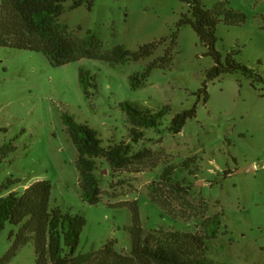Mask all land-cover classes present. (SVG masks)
Wrapping results in <instances>:
<instances>
[{"label": "rangeland", "instance_id": "374dc122", "mask_svg": "<svg viewBox=\"0 0 264 264\" xmlns=\"http://www.w3.org/2000/svg\"><path fill=\"white\" fill-rule=\"evenodd\" d=\"M76 1L64 4L59 26L78 52L100 55L124 48L136 53L147 44L167 42L139 62L83 58L62 67H53L43 53L0 46V185L20 179L12 191L21 195L35 182L50 181L51 209L87 219L80 254L108 245L132 256L138 208L144 239L153 245V237L165 234L191 241L195 236L201 256L212 264H264V0H202L209 10L223 4L247 16L240 26L218 25L217 49L225 64L232 55L252 76L236 71L214 80L208 79L216 64L209 49L191 25H179L184 15L192 17L188 4L95 0L92 9L88 4L72 9ZM93 37L101 47H87ZM167 51L171 65L161 63ZM154 61L158 69L132 90L130 77ZM82 70L95 76L89 99L80 83ZM206 82L207 102L201 93ZM126 102L149 113L168 106L170 113L158 129L136 128L121 108ZM194 107L196 117L182 133L171 134L167 129L174 117ZM65 114L102 142L82 162L84 174ZM120 144H133L134 154L125 167L115 168L107 153ZM87 181L100 190L97 205L82 198ZM214 220L220 225L213 237ZM14 228L3 232L0 260L12 245ZM36 259L32 240L10 264H36Z\"/></svg>", "mask_w": 264, "mask_h": 264}, {"label": "trees", "instance_id": "16d2710c", "mask_svg": "<svg viewBox=\"0 0 264 264\" xmlns=\"http://www.w3.org/2000/svg\"><path fill=\"white\" fill-rule=\"evenodd\" d=\"M67 1L3 0L0 7V46L43 53L53 67H62L83 58L100 59L111 64L122 63L123 65L132 61L139 62L150 58L159 45L167 42L162 39L147 44L136 53L124 48H117L112 53L103 54L100 51V55L88 53L85 50L78 52L76 44L65 35L59 26V19L65 12L64 4ZM181 1L188 4L192 17L187 18L184 15L179 25H191L209 49L208 55L215 60L216 64L210 70L208 79L214 80L225 73L236 71H243L246 75L252 76L253 71L232 59V55L228 57L227 64H225L223 55L217 49L218 25L225 22L230 26H240L246 23V14L225 5L226 9L223 4L209 10L202 0ZM94 3L95 0H77L72 9H77L84 4H88L92 9ZM220 6L224 9L220 10ZM177 38L176 35L173 38L175 45ZM89 43H96L101 47V42L97 41L96 37L86 43L87 47ZM166 54L161 63L165 61L171 65L173 57L168 56V51ZM157 65L158 63L154 61L147 65L144 72L132 75L130 77L131 89L137 91L142 88L153 71L158 69ZM94 79L95 76L90 72L84 70L80 72V83L87 99L90 97L91 88L94 87ZM201 93L205 94V102H207L209 99L208 82L204 84ZM121 108L136 128L158 129L161 121L170 113L168 106L158 113L141 111L128 102L123 103ZM196 115L197 107L179 113L167 130L174 135L182 133L189 120L195 118ZM63 121L79 153L78 169L84 174L82 162L86 156L97 153L102 142L87 125L78 123L72 116L65 114ZM139 137V132H135L133 142L137 143ZM8 147L9 145L5 148ZM132 154H134L133 144H120L108 151L107 159L113 167L123 168L129 163ZM86 180L89 178H84V181ZM20 183V179L10 178L0 185V240L9 225L15 227L9 233V241L12 245L0 260V264H10L17 258L20 250L32 240L36 247V264H212L201 256L202 249L195 245L197 241L195 236L191 241L186 235L165 234L167 236L165 238L153 237L156 245L152 244L150 238L144 239L138 208L133 210L136 231L132 256L120 255L108 245L99 252L80 254L78 250L87 219L82 215L65 213L60 208L51 209L53 187L50 181L35 182L21 195L12 191L13 187ZM89 183L92 182L87 181V185L82 186L84 192L82 198L92 205H97L100 203V190L92 186L88 187ZM8 192V196H3ZM219 225V220H214L210 225L213 237L217 234ZM16 228L19 229L17 232H15Z\"/></svg>", "mask_w": 264, "mask_h": 264}, {"label": "water", "instance_id": "95a60500", "mask_svg": "<svg viewBox=\"0 0 264 264\" xmlns=\"http://www.w3.org/2000/svg\"><path fill=\"white\" fill-rule=\"evenodd\" d=\"M247 171H249V169H247Z\"/></svg>", "mask_w": 264, "mask_h": 264}]
</instances>
